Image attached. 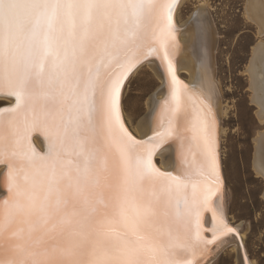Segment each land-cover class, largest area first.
<instances>
[{"label":"snow or ice","instance_id":"obj_1","mask_svg":"<svg viewBox=\"0 0 264 264\" xmlns=\"http://www.w3.org/2000/svg\"><path fill=\"white\" fill-rule=\"evenodd\" d=\"M178 5L0 0V95L14 99L0 108V264H200L233 231L214 201L211 97L175 71ZM150 58L167 94L152 134L137 139L122 119V90ZM168 141L175 166L161 171L153 157Z\"/></svg>","mask_w":264,"mask_h":264},{"label":"rangeland","instance_id":"obj_2","mask_svg":"<svg viewBox=\"0 0 264 264\" xmlns=\"http://www.w3.org/2000/svg\"><path fill=\"white\" fill-rule=\"evenodd\" d=\"M246 1L182 0L177 13L183 22L199 6L203 7L216 31L211 56L222 111L218 149L225 178L226 217L244 235L248 257L255 264H264V179L256 175L253 165L254 135L264 130V119L259 120L255 113L246 72L253 46L264 43V31L260 33L246 17ZM182 75L188 76L185 71ZM158 87V77L145 63L128 79L122 105L131 128H138V122L148 112L147 102ZM4 103L0 99V106ZM226 249L209 264H236V252Z\"/></svg>","mask_w":264,"mask_h":264},{"label":"bare ground","instance_id":"obj_3","mask_svg":"<svg viewBox=\"0 0 264 264\" xmlns=\"http://www.w3.org/2000/svg\"><path fill=\"white\" fill-rule=\"evenodd\" d=\"M182 0H179V4ZM264 0H247L246 17L253 21L259 28L260 33L264 31ZM179 6V5H178ZM178 7L175 11V22L179 29L177 33V41L179 50L174 57V65L177 78L188 87V89L198 95H210V103L215 119V136H216V153L219 172V191L214 197L215 204L218 205L223 213L224 222L229 228L237 233L232 235V232L220 237L214 244L209 245L207 251L200 258V264H209L216 256L224 249L236 252V264H255L254 261L248 257V252L245 247L243 236L238 232V227L228 221L226 217V209L224 206V172L222 171L221 154L219 151V136L222 132L220 128V116H222L221 106L219 105V95L214 80L212 51H214L216 31L208 17L207 11L200 7L195 11L194 17H188L185 21L180 22L178 18ZM189 19V20H188ZM148 65L159 79V87L148 100V112L138 122V128L133 129L128 124L122 105L121 98V114L125 126L137 138L142 139L147 135H151V120L154 117L158 104L167 94V89L163 86L165 81L164 68L160 62L155 58H150L143 61L142 64ZM246 72L249 77V88L251 91V102L256 106V115L259 120L264 119V43L258 42L253 46V53L248 62ZM137 66L136 69L139 68ZM135 69V70H136ZM134 70V71H135ZM187 72V77L182 75V72ZM134 73V72H133ZM132 73V74H133ZM131 74V76H132ZM122 90V96H123ZM6 103L3 106H8L14 103L13 99H3ZM254 158L253 165L256 175L262 176L264 179V130L254 137ZM32 147L43 154L46 151L43 137L39 132H33L31 137ZM176 143L168 141L162 144L156 151L153 157L155 166L161 171H173L175 166ZM158 159H161L158 161ZM3 166H0V172H3ZM3 194V195H2ZM2 195V196H1ZM5 195V190L0 187V197ZM205 229L211 228V214L206 213L204 218ZM206 238H211V232L205 231ZM226 249V250H227ZM223 250V251H224ZM222 251V252H223ZM213 262V261H212Z\"/></svg>","mask_w":264,"mask_h":264},{"label":"water","instance_id":"obj_4","mask_svg":"<svg viewBox=\"0 0 264 264\" xmlns=\"http://www.w3.org/2000/svg\"><path fill=\"white\" fill-rule=\"evenodd\" d=\"M134 70H135V69H134ZM134 70H133V72H134ZM133 72H132V73H133ZM132 73H131V74H132ZM131 74L129 75L128 79L130 78ZM128 79H127V81H128ZM127 81L125 82V85H126ZM125 85H124V87H125ZM124 87H123V89H124ZM0 99H6V100H7V99H10V98H7V97H4V96L0 95ZM11 99H12V98H11ZM13 100H14V99H13ZM3 107H5V106H3V105L0 106V108H3ZM147 136H149V135H147ZM144 138H146V136H145ZM144 138H142V139H144ZM2 195H3V194H2ZM2 195H1V196H2ZM232 235H235V236H236L237 233H236L235 231H233V232H232Z\"/></svg>","mask_w":264,"mask_h":264},{"label":"flooded vegetation","instance_id":"obj_5","mask_svg":"<svg viewBox=\"0 0 264 264\" xmlns=\"http://www.w3.org/2000/svg\"><path fill=\"white\" fill-rule=\"evenodd\" d=\"M194 13H195V12H194ZM194 13H192L191 17H194ZM191 17H190V18H191ZM248 19H249V18H248ZM188 20H189V19H188ZM249 20H250V19H249ZM250 21H251V20H250ZM245 247H246V246H245Z\"/></svg>","mask_w":264,"mask_h":264},{"label":"crops","instance_id":"obj_6","mask_svg":"<svg viewBox=\"0 0 264 264\" xmlns=\"http://www.w3.org/2000/svg\"><path fill=\"white\" fill-rule=\"evenodd\" d=\"M258 131H259V130H258ZM254 136H256V134H255Z\"/></svg>","mask_w":264,"mask_h":264}]
</instances>
